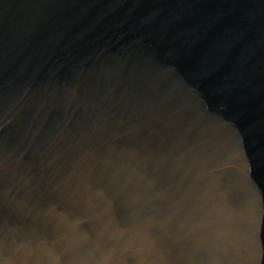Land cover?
Returning a JSON list of instances; mask_svg holds the SVG:
<instances>
[{
	"label": "water",
	"instance_id": "obj_1",
	"mask_svg": "<svg viewBox=\"0 0 264 264\" xmlns=\"http://www.w3.org/2000/svg\"><path fill=\"white\" fill-rule=\"evenodd\" d=\"M0 264H264V0H0Z\"/></svg>",
	"mask_w": 264,
	"mask_h": 264
}]
</instances>
